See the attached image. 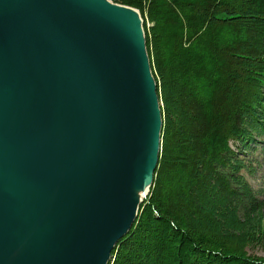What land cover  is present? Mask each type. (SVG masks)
Returning <instances> with one entry per match:
<instances>
[{"label": "water", "instance_id": "1", "mask_svg": "<svg viewBox=\"0 0 264 264\" xmlns=\"http://www.w3.org/2000/svg\"><path fill=\"white\" fill-rule=\"evenodd\" d=\"M124 7L0 0V264H109L138 218L163 114L143 16ZM125 142L150 177L126 216L106 192Z\"/></svg>", "mask_w": 264, "mask_h": 264}, {"label": "trees", "instance_id": "2", "mask_svg": "<svg viewBox=\"0 0 264 264\" xmlns=\"http://www.w3.org/2000/svg\"><path fill=\"white\" fill-rule=\"evenodd\" d=\"M140 10L162 103L153 185L109 264H264V0H113ZM234 145L237 147L234 148Z\"/></svg>", "mask_w": 264, "mask_h": 264}, {"label": "bare ground", "instance_id": "3", "mask_svg": "<svg viewBox=\"0 0 264 264\" xmlns=\"http://www.w3.org/2000/svg\"><path fill=\"white\" fill-rule=\"evenodd\" d=\"M99 1L107 3V4H112L117 7H124V6L130 7L128 5L117 3L113 0H99ZM126 9H128L133 14L138 15L135 10L130 9V8H126ZM139 33L142 34L141 29L139 30ZM145 35H146V32H145ZM157 89H158V86H157ZM161 109H162V103H161ZM128 137L129 136H126L125 139H127ZM141 137H144V135L142 134L137 135L136 138L134 135L132 136V138H135L136 140H140ZM132 147L133 148H130L126 142L123 145L121 149V155H120V158L122 159H121V162L117 165V169L120 170V172L113 180L112 185L111 186L107 185L106 187V192H107L108 198L110 199V203H109L110 207L113 208L114 206H119L121 207V210L126 209L119 213L120 215L125 213V216L128 214L130 209L135 208L137 201H139L147 193L148 188H149V180H150L149 170H148L149 167L145 162H143V151H139L136 154V157H138L140 160L138 159L139 162H135L133 158H134L136 148L134 146ZM124 162H127L129 165H136L137 168L132 167V168L125 169L128 166V164ZM118 184L120 186V195H119V191L117 192V195H115L116 193L115 188L118 186ZM113 195H115V198H112ZM119 199H120L121 204L119 202ZM115 210L118 212V209L116 207H115Z\"/></svg>", "mask_w": 264, "mask_h": 264}, {"label": "rangeland", "instance_id": "4", "mask_svg": "<svg viewBox=\"0 0 264 264\" xmlns=\"http://www.w3.org/2000/svg\"><path fill=\"white\" fill-rule=\"evenodd\" d=\"M237 146L234 145V148ZM241 154L247 163V168L243 170V174L249 184L256 191H263L258 195L259 199L264 201V144H252L249 149L242 150ZM250 252L254 255L264 256V236L259 243L250 248Z\"/></svg>", "mask_w": 264, "mask_h": 264}]
</instances>
